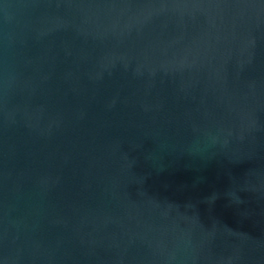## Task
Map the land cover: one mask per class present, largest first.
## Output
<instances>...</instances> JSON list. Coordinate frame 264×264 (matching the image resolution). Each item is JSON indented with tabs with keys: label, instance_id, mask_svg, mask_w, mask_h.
<instances>
[{
	"label": "water",
	"instance_id": "obj_1",
	"mask_svg": "<svg viewBox=\"0 0 264 264\" xmlns=\"http://www.w3.org/2000/svg\"><path fill=\"white\" fill-rule=\"evenodd\" d=\"M0 264H264V0H0Z\"/></svg>",
	"mask_w": 264,
	"mask_h": 264
}]
</instances>
